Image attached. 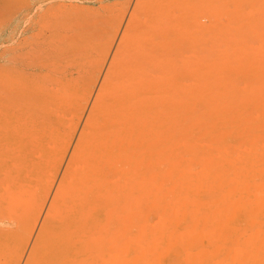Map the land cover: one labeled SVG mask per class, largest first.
Returning <instances> with one entry per match:
<instances>
[{
    "label": "bare ground",
    "instance_id": "6f19581e",
    "mask_svg": "<svg viewBox=\"0 0 264 264\" xmlns=\"http://www.w3.org/2000/svg\"><path fill=\"white\" fill-rule=\"evenodd\" d=\"M53 1L54 0H47V2L49 3L47 8H46L47 12L46 11L42 12V14L45 13L46 15H48V16L51 15L53 17V19L50 17L46 20V23H48V25H51L52 28L54 27V20H55L54 15H53V9H52V5H53L52 2ZM84 1L88 2V0H84ZM89 1H93V0H89ZM121 1H123V0H120V2ZM169 1L170 0H137L136 5H135V13H134V15L132 14L133 17L130 19L129 25L127 26V28H128L126 31V32H128L127 38H126V36H125V38H122L123 40L121 41V44H120L121 45L120 48L122 51L121 58H122V61L124 63L122 65H120V62L122 63L121 60L119 61L120 56L116 57L115 59H113V61L111 63V68H110L111 69L110 71H111V74L113 77H114V74L117 75V77H119V76L124 77L125 73H127V72H135V73L139 72L140 73V71H142V72L144 71L148 74H149V72H151L150 74H152V75L154 74L155 77H152V75H150V83L142 84L140 82L142 78L138 79V76L136 75L137 76L136 79L139 80V81L137 80V82H139V83L132 82V84L134 83L133 85H127L129 83V82L127 83V81L122 83L121 82L122 80L120 79L121 80L119 82L120 85L119 86L115 85L116 86L115 88H113L112 85H111L112 86L111 87L109 84L107 85L104 83L105 87L101 88L102 90L96 99V102H95L96 107H95V110L93 112V113L100 112L102 109H104L103 106L105 107L108 104L110 105V106H108V108H109V107L113 106L115 103H117L116 102L117 100H119V103H117L119 105H117V107L121 106V108H122L123 106L126 107V106L130 105V109H129L130 112L128 111L127 112L128 114L129 113L133 114L132 113L133 110L134 111L137 110L136 108L134 109V107L137 105V108L138 107L142 108V110L149 108L147 110H144V111H146V113H148L152 109L151 110L152 112H150L152 117L151 118L149 117V119H148L147 114L143 115L145 112L143 111L144 113H142L141 109H139L140 112L142 113V115L139 114V112L136 113L137 111L134 112L133 116H135V118H137L136 120H133V119L128 120L130 117L128 118L127 116H125V119H123L124 118L123 114H125V112L123 113L122 110L121 111L117 110V107L114 105L115 109L118 113V114L116 113L117 114L116 116H118V115L122 116V118L119 116L116 117L117 119L118 118L119 119H118V122H115V123H119V126H121V127H119L117 125V127H116L115 123H113V122H114V120H117V119L115 117H113V115H112V117L111 116L108 117V115H111V114L109 111H107L106 107H105L106 112L103 110L105 113L108 112L106 114V117H105V115L103 117L105 120L98 119L99 116L96 117V114H94L95 116L92 115V118L95 117L94 119L91 118L92 120L95 121V119H96L97 122H99V121L100 122L97 124V122L95 121V123H96L95 124L91 120L92 123L88 122V125L86 123L87 126H85V128L83 129V131L80 135V139L77 142L78 144L76 146V151H75L76 153L72 157V164L73 165L71 164V167H69V169L71 168V169H74L75 171L70 169L71 172L69 173V170H68V173L66 176H67V178H69L70 182H69L68 187L66 186V188L64 187L65 182L64 183L62 182L63 188L59 189L62 191L57 193V195H59V197H61V198H59V201H60V199L63 201L64 196L65 197L68 196V198H70V199L71 198L75 199L77 197H80V199L77 200V204H79L78 207L85 204V203H82L81 201L86 202V200H87V202H86L87 205L85 206L86 208L80 209V212L84 211L85 209L88 211V209H90L92 207V205H93L92 203L94 202V200L92 201L91 199H94V198L93 197L91 198V196H89L88 197L89 201H88V199H86V197L88 195L92 194V192L91 193L88 192V190L91 189V188H89L90 185L88 186V184H87V183H89L88 179L90 178V179L94 180V178L96 176H98V175H96V176L92 175L91 176L90 175L91 173L94 174L95 172L96 173H98V172L101 173V171L103 172V170H101V171L100 170L98 171V169L96 170L95 165L96 164L98 165V163H96L97 162L96 160H95L96 162L95 161L92 162L93 159H91V161H90V158H92V156H90V153L95 152L93 149L96 148L97 141H98L97 146H99V142L103 141V140L99 141V140L94 139V135L96 132H99L98 131L99 129H101L100 134L98 133L99 135H101L102 133L105 134V131L111 132V130H113L114 131V133L112 132L113 135L116 134L118 137L120 134L123 133L124 135L122 134V136L125 138L127 129L128 128L131 129L133 126V128L131 130L128 129V131H127V132L131 133V131L134 129V127L137 126L134 129L135 132H133V135H132V136H135L134 137L135 140H133V142L136 141V143L131 145L130 147L135 148L136 152L138 151L137 156L140 155L139 158L143 159L142 158L143 155L146 154V153H144L145 149L143 146L144 145L143 144V137L145 135V132L147 130L153 131V132L150 131L151 135L154 134V136L152 137L154 140L151 142L152 144L157 142L158 138H159V140L161 138L160 134H159L160 132H158L155 129H152L154 127L152 126L151 121H152V123L155 122L154 124H156V126L158 125V123L161 124L164 122V124H163L164 127H167L166 126L168 124L167 122H169V120L171 119L173 121L172 123L174 124L172 126L176 127V132L173 134L172 133H170V134H172V135L175 134V139L178 142H177V145H174V146H175V150H177L179 152V155L173 159V156H171L172 153L170 154V152H173V149L169 150V149H171V148H169L171 146H169V147L167 146V145H170V143H168V141L166 139L167 137L165 138L166 139L165 141L163 140L164 141L163 143L160 142V145H157L158 147L157 146L155 148L152 147L153 150L151 152L153 154L155 152V154L157 156L152 157L153 155L152 156L150 155V158H148L149 160L146 162L148 169H149L148 173H146L145 175L143 174L144 176H141V177H143L142 180L140 179L142 181V183H141L142 189L141 190H146V193L144 195H142V197L140 199H138V201L136 202L137 208H139L140 204H142V203L147 204V202H149V201H153V200L157 201L159 203L158 204L159 207L162 208V212L160 211L161 214L160 215L158 214L159 217H156L159 220H155L154 222H156V223H153L150 221V223H153V224H148V223L142 224L143 222L141 219H143V217L145 215L142 210L137 209L134 212H127L128 214L125 212L126 210L125 211H123V210L119 211V217H120V218H118L119 219V229H118L119 230V232H118L119 233V235H118L119 236V247L117 250H115L116 251L115 253H117V256H116V254H114V255L112 254L113 256H107L109 254L111 255L110 251L106 249V248H108L107 242H106L107 239H105L104 237L101 236L102 239L103 238L105 239V241H104V239L102 241H104L105 246H106V248L102 249V250L107 251L106 257L103 258V259H105L103 261L104 263L103 262L102 263L103 264H264V165L261 168L258 167V169H250L249 168V166L252 163H255V164H256V162L264 163V146L259 145L260 148L263 147V150H259V152L261 151L260 153H257V151H256V153H257V154L255 153L256 155H251V156L248 155L249 150H256L254 148V146H256L259 143V140H258V143L255 144L253 136H254L255 132H257V128H254L255 126L254 127L250 126L254 122L256 123L257 121L252 122V124H250L249 126L247 124V122L251 123L250 120L252 121V118L259 117V116H261V118H262V115H264V102L260 103V101L257 100L260 98V96H259V98L257 96V99L255 97V95H256L255 93L258 91V89L263 90V88H261V87L264 86V53L262 55H259L257 53V51L254 52V48H253L254 46L252 47L249 43L243 44V43H246L245 42L246 39H250L251 37H256L257 38L256 40L258 41V45H260V47L264 48V0H175L174 4H175V6H178V8L180 7L179 11L172 13L171 10L170 11L168 10V8H166L163 11L160 10V8H159L160 6L161 7L164 5L170 6L169 4H171V2L169 4H167ZM41 2H42V0H41ZM64 2H66V1H64ZM124 2H125V0H124ZM70 4H72V2H70ZM86 4H88V3H86ZM121 4H122V2H121ZM90 5H84L83 4V6H81V5L80 6L83 9L84 7H88V6L90 7ZM124 6H125V3H124ZM73 7H75V6L73 5ZM60 8H63V7H60ZM40 9H42V8H40ZM78 10H80V9H78ZM78 10H73V11H75V14L69 13L70 14L69 16L65 15L64 19H67L70 21V18H73V20H71L70 24L71 23L73 24V22L74 23L77 22L78 24L81 25L82 19H80V18H82L81 17L82 13ZM70 11H71V9H69V11H67V12H70ZM119 11H116L113 14V16L111 17V19H110L111 25L110 26H114L119 21L120 17H122V13H119ZM96 12L97 11H95L93 13H96ZM56 13H57V11H56ZM87 13L88 12H86V14ZM38 14H40V13H38ZM60 15H62V12ZM60 15H58V16H60ZM43 16H44V14H43ZM201 16H202V18H201ZM35 18L37 19L38 15ZM56 18H57V16H56ZM106 19H102V20H106ZM190 19L192 21L188 22ZM199 19H200V21H199ZM89 21L91 23H93V22H95V19L93 21H91V20H89ZM197 21H199V22H197ZM77 23L75 25H77ZM184 23H185V25L186 24L190 25L192 23V24H194V27L196 24L197 28L195 27L191 31L182 32L183 29L185 31V29L187 30L189 28V26H188V28H186V27L183 28V26H185V25H183ZM72 24H71V26H72ZM75 25H73V26H75ZM82 25H86V24L83 23ZM201 26L208 28L206 33L202 32L201 30L198 31V29H200ZM240 26H245L246 29L241 28L242 30H240L239 29ZM113 28H111V30ZM50 29H51V27H50ZM192 31H194L195 33L193 32L194 34H190V33H192ZM203 31H206V30H203ZM108 32H110V31H108ZM109 34H111V33H109ZM109 34L107 37L111 36ZM124 34H126V33H124ZM183 34H185V35H183ZM36 36H39V35H36ZM184 36L186 37V39H183L185 41H183L182 43H179L178 41L181 39V37L184 38ZM123 37H124V35H123ZM63 39L59 38V40H61V41ZM26 41H27V39H26ZM176 42H178L179 44ZM34 43H35V48L31 52L36 51L35 49H39V48H42L43 46L46 47L49 45L47 43V41L45 42L41 38L40 39L36 38V41ZM174 43H176V45L178 44V46H177L178 48H180V47L183 48L184 46L191 47V49L186 48V49H189V51L188 50L187 51L188 52L193 51V53H197V55L200 53L203 54L201 51H205V52H207V54H206L207 56L205 54L204 55L200 54L198 56L193 55V57H189L190 55H192V53L189 54L185 49V52L189 54V56H188L189 59L188 58L184 59V57H183L182 62L184 64H182V66H181V63H182L181 62L182 58H180L181 55L179 56V58H180L179 59L178 57H174L172 54V51H171L172 49L175 48V47L172 48ZM29 46L31 47L30 44H29ZM53 46H54V44H53ZM76 46H80V45L78 44ZM85 46H86V44H85ZM52 48H54V47H52V45H51L50 49H52ZM56 48H58V47H56ZM75 48H76L75 50H77V47H75ZM182 48H180V49L184 52V49H182ZM26 49H28V47ZM84 49H86V48H84ZM56 50L61 51L59 48ZM71 50H73V49H71ZM26 51L28 54H26L25 52L24 53L27 56H29L30 51L29 50H26ZM82 51H84V50H82ZM151 51H155V52L151 53L149 56V53ZM233 51H235V53L237 52V54L235 57L232 56L233 58H230L229 55H232ZM183 52H182V54H183ZM185 52H184V54L186 55ZM160 53H165V56L167 58L166 61H168V62H166L167 64H165V65L161 64L160 59L162 57L159 56ZM255 53H257V54H255ZM22 54H23V52L21 53V55ZM25 54L23 56H25ZM50 54H51V52H50ZM54 54H56V53H54ZM73 54L76 55L77 53L74 52ZM29 57H31V56H29ZM98 57H99V59H101L100 56H97L96 58H98ZM96 58H93V59L95 60ZM176 58L179 59V60L177 59L178 62L180 61L179 63H177L176 60H175L176 62L173 60ZM93 59H91V63L94 61ZM103 59H104V57H103ZM190 59H192V60H190ZM229 59H231L230 62L234 66L232 69L233 79L231 80L229 78L230 80H228V82H225V83L223 82V83H221L220 86L218 84L219 87L214 86L213 83H211L210 81L212 80V78L215 75V65H220L221 68L223 69V72H224V68H227V65H230V64H228ZM187 60L191 61V62L188 61V65L186 64L187 62H185ZM102 61L98 60V59L95 60V63H92L91 65L88 66V67H90L89 70H87V68L73 67V66L66 68L65 69L66 71H64V73H62L61 78H56L55 82H53V83L50 81L52 83V85L51 84L49 85L50 91L47 89L48 90V92H47V90L43 88L44 90H46L45 92H47L44 94L43 98H45L47 96V98H45V99L49 102L46 103V101H43L42 100L43 98H41L42 102L39 101V105L38 106L36 105L35 108L33 107L34 109H36V108L39 109L38 107H40V105H41L40 103H42L41 109H39V110H41V115L36 116L32 125H29L26 127L21 126L23 129L21 128L22 130L20 129L21 131H19L18 133H17L18 130L10 133V132L6 131V129H4L2 132H0V137H2V138H7L8 135H14L18 139V142H17L18 144L16 143L17 145H14L13 147L10 146L11 148L9 146H8L9 148L4 147L5 149L2 147L3 149H2V151H0V160H2V161H0V162L7 160L11 155H14V154H16L19 157H22V159H25L26 161L29 160L27 162V164H25V165H24V162H22L20 165H14V167H15L14 169H16L17 166H19L18 168L21 170L18 169L12 173H9L8 172L9 170H7V171L5 170V172H3L2 175H0V182L1 181L3 182V184L0 183V185L4 186L3 187L4 191H2V192H4V196H3L4 199L0 200V214H2V216L0 215V217H3L4 219H7V218L10 219L9 218V214H10L11 215L10 217L15 215L14 220H18V218H16V217H20L21 214L23 213V211L25 210V208H22L21 206L26 204L25 202L23 203V200L25 198H27L29 195V191L26 188L27 186L23 188L24 183L26 185L29 183V182L27 183V181H26L27 179H25V176H27V174H29L28 171H26V168L30 167V170H31V167L34 166L36 163H38L39 159L43 158L42 156H43L47 146H51L49 144H52L53 138L55 137V135H57V134H54V133H56V131L52 129L53 125L50 127L49 122L47 120V119H50L52 117V111H51V109L53 107L52 102L54 104V101H53L54 97L58 96L55 93L57 91L56 87L62 85L63 80L68 79V80L72 81V78L75 76H78L79 74L81 76H84L85 80L86 79L88 80V82L86 80L88 85H87V83H85V85L83 84L85 86L83 88V92H82L83 95L80 96V94H81L80 93L79 98H77L78 99L77 102L75 101V103H77L76 112H78L79 109L84 108V106H82V105H84V102H86L84 100H86L88 98V94L91 90V86L95 82V79L97 77V73L99 71L98 70L99 64ZM202 61L205 62V65H207L206 68L199 66L200 64H203V63H201ZM173 63H175V64H173ZM169 64H170V66H168ZM177 64H179V66H177V68L174 67ZM185 65H187V66H185ZM55 66H56V64H55ZM183 66L186 68V70H185V68L183 69ZM231 66H228V67L231 68ZM165 67H167V68H166V70L164 69V71H166V73L168 72V74H167L168 76H171L172 73L174 74L175 71L173 72V69H175V70L177 69V71H178L182 67L183 71L181 73H179L180 71L178 73L176 71L177 74L172 75L170 78L168 76L167 77L165 76L166 77L165 78L164 76H162L164 72L161 71ZM52 68H53V66H52ZM31 69H32L30 71L31 75L29 74L28 76H24L23 78H24V81L27 80L26 82H28L29 76H30L32 79H34V81L32 80L34 83L35 77L38 78V76L41 74L42 65L41 66L37 65L36 68L33 66V68H31ZM50 70H52V69H50ZM167 70H169V71H167ZM161 72H163V73H161ZM26 73H28V72H26ZM135 73H134V75H135ZM139 73H138V75L141 74V73L140 74ZM166 73H165V75H166ZM131 75L133 76V74H131ZM176 75H180V76H179V78H177V80H174L173 78ZM81 76H79V77H81ZM110 78L108 80H111ZM147 78H149V76H147ZM113 79L114 78H112V80ZM124 79H126V78L124 77ZM124 79H123V81H124ZM166 79H168V81L165 83ZM114 80H118V79H114ZM131 81H133V80H130V82ZM163 81H164V83H163ZM26 82H25V85H26ZM167 83L169 86L168 87L166 86V88H168L169 91H170V89H172L174 94H173V96L171 95L172 97L169 96V98L167 100H165L164 95L165 94L170 95V94H169V92H165L163 94L161 91H163L162 90L163 85L164 84L166 85ZM206 83H208V86H207V88L205 87L206 88V89H204L205 91L202 92L201 88H204V85ZM104 85H102V86H104ZM123 85H127V86H123ZM33 86H34V84H33ZM55 89H56V91H55ZM68 89H70V88H68ZM71 90H72V88H71ZM262 90H261V92H262ZM39 92L42 96V89H40ZM257 93H258V95H261V94H259V92H257ZM3 96H4V94H3ZM60 98H62V97H59V99ZM129 99H131V100L129 101ZM207 99H209V100H207ZM260 99L264 100V98L263 99L260 98ZM66 102H68V101H66ZM111 102L112 103L115 102V103L113 105H111L112 104ZM147 103L149 104V106H147L148 105ZM78 104H79V108H78ZM143 106L145 108H143ZM150 106H151V109H150ZM131 107H133V110L131 109ZM210 108H214L216 110L221 109L222 112L219 115L213 116L211 118H209L207 116V119L205 117L203 118L202 116L200 117L201 113H203V112L206 113L205 111H207ZM119 109H120V107H119ZM163 109H164V111H163ZM53 111H54V109H53ZM154 112L158 113V114H160V112H162L164 114L165 113L168 114L170 112H173V113H171V115H169V114L166 115L167 117L165 115H163L162 116L164 119V121H163L161 116L160 117L158 116V118H160V120H158V118L154 115L155 114ZM77 114L75 113V116ZM101 114H102V112H101ZM190 115L195 116L196 122L202 121L203 123L202 124L196 123L197 125H200V126H198V127L194 126L196 128H191V130H189V128H188L189 126L187 127V124H190L191 120L193 119V117H192L190 122L187 123V120L189 118L188 116H190ZM49 116H50V118H49ZM101 116H100V118H102ZM114 116H115V114H114ZM139 116H141V119H139ZM143 116L145 118L147 117L146 119L149 120L150 125H149V123H143L142 122L144 119ZM169 116H171L172 118ZM110 117L112 118L111 120H110ZM126 117L128 119H126ZM168 117H169V119H168ZM201 118H202V120H201ZM261 118L258 119V121L259 120L264 121V119H261ZM138 120H140L141 122ZM49 121H51V120H49ZM124 121H126L128 123L130 122L133 125L132 124L128 125L127 123L125 124ZM133 121H135V122H133ZM67 123H70V122H67ZM111 123L115 126L114 129L111 126L112 129L107 130V129H109V126L112 125ZM134 123H135V126H134ZM244 123L247 124V128H246V126H244L245 130L243 131V128H244L243 127L242 131L239 132V134L237 135V137L235 139L237 141L235 142L234 150H231L229 147L225 148L226 145L221 146V144L224 143L225 140H228L230 137L233 136V130L235 128L238 129L237 126H239V125H240L239 129H240ZM55 125H56V123H55ZM144 125L145 126L148 125V127L144 128ZM2 126L3 125H1V127ZM158 127L160 130L162 129V131L164 129H166V128L163 129V127L160 125H158ZM248 127H250V128H248ZM119 128H122L125 131H123V132L121 131L122 133H120L118 135V129ZM258 128H260L259 129L260 132H262L264 134V122L262 124L260 123ZM2 129L3 128H1V130ZM70 132L72 133V131H70ZM70 132L68 134H65L64 137L62 136L63 138H61V141H60L61 143L57 144V145L62 144L63 147L65 146V148H66L68 146L69 137L72 135V134H70ZM148 133L149 132H146V135H145L146 139L148 137ZM157 134L159 136H157ZM162 135L163 134H161V136ZM166 135H167V133H166ZM129 136H131V134L127 133V136L125 139H127L126 140L127 142H129V141L132 142L131 139H133V137H129ZM59 137H61V136H59ZM92 137H93V143L91 145V142H92L91 138ZM103 138H105V137H103ZM124 138L119 140L120 141L119 147L117 148L116 151L112 149L113 151L111 150L112 152L108 154V152H106L107 150H105V153L108 154L107 156H103V159L105 160L104 162L106 163V166L111 161L115 160V158L118 159L119 148L124 147V143H125ZM128 138H129V140H128ZM95 142H96V144H95ZM172 142H173V139H172ZM166 143H167V145H166ZM62 145H61L62 149L60 148L61 150L64 149L62 147ZM100 146H102V148H104L103 144H100ZM31 147H32V151L29 150ZM116 147H115V149H116ZM233 147H231V148H233ZM102 148H99V150ZM147 148L148 147H146V150H148ZM242 148H244L243 151L246 152L245 155L243 154V152H241ZM245 148L248 151H246ZM24 149H25V151L27 150V153H28L27 156H25L26 153L23 152ZM143 150H144V152H142ZM35 151H37V152H35ZM124 151H126V150H124ZM148 151L150 152V150H148ZM157 151H158V153H157ZM34 152L36 153V155ZM102 152H104V150H102ZM102 152H100V154H102ZM149 152H147V153H149ZM178 152H176L174 154H177ZM142 153H144V154L142 155ZM250 153H252V152H250ZM96 154H97V152H96ZM120 155H122V154L120 153ZM135 155L133 157H135ZM199 155H201V158L199 157ZM197 156L199 157V159L195 161V165H193L194 168L192 170H186L184 168V165L187 166L186 165L187 163L185 161L193 160ZM60 158H61V156H60ZM100 158H102V157H100ZM73 159H74V161L77 159L78 160L79 159L80 160L85 159L84 160L85 163L81 162L82 165L84 164L85 167L87 166L86 168L84 166L81 167V168H85L84 172L80 173V171H78V169H77V166H76L78 164L77 162H80V161L77 160V162H74ZM238 160L240 161V163L235 164ZM144 161L142 163H144ZM86 162H87V164H90V165L89 166L86 165ZM101 162L103 163V161H101ZM94 163H95V165H94ZM100 163H99V166H100ZM142 163H141V161H138V167H141L140 165H142ZM74 164H75V166H74ZM78 165H81V164L79 163ZM259 165H261V164H259ZM72 166H73V168H72ZM9 167H7V168L9 169ZM74 167H76V168H74ZM176 167H179V168L175 169V171H171L172 169H174ZM191 167H192V165H191ZM97 168H98V166H97ZM133 168H135V167H133ZM109 169H111V168H109ZM80 170H82V169H80ZM107 170H105V171L107 172ZM73 171L74 172L78 171V174H75ZM86 171L90 174L88 175V173ZM92 171H94V172H92ZM228 172L233 173V179L231 182L232 183L236 182L238 184L235 189L231 188V186H230L231 183L228 185L225 181H223L225 174H227ZM85 173H87V175H85ZM69 175H71L72 177H74V175L78 176L76 178L78 180H76L75 178H73V180H72ZM104 175H105V173H104ZM79 177L81 178V180H79L80 179ZM101 178L102 177H100V178L97 177V180H94V181H98V182L100 181L99 182L100 186L102 185V187H104L102 184L103 182H101L102 181ZM103 178H107V177H103ZM28 179H29V177H28ZM64 179L66 180V177ZM86 179H87V183H84V182H86ZM129 179H131V176H130V178L126 179L127 182L129 181ZM92 180H90V182ZM132 180H133V178H132ZM127 182H125V183H127ZM130 182H131V180H130ZM130 182H128V183H130ZM72 183H74L73 187H72V185H73ZM77 183L79 184L80 188L76 187V185H78ZM119 183L121 184V182H119ZM83 184H84V189L82 188V190H80L81 186ZM91 184H93V182H91ZM105 184L107 185L106 182H105ZM139 184H140V182H139ZM127 186H130V185H127ZM139 186H137V187H139ZM59 188H61V185L59 186ZM177 188L182 190L181 194L178 196L176 195V198H175L176 203H173L176 205L175 209L174 210L170 209L171 212L168 209L169 210V212H168V210L164 208L165 200H167V198H168L166 196V193L168 195V192H170L172 189L177 190ZM63 189L65 192L63 191ZM104 189L108 190V188L106 189V187ZM104 189H101L102 191H101L100 195H102V196L107 195V194H105L106 191ZM94 190L95 189H93V191ZM79 191L82 192L81 193L82 197L79 195L80 194ZM124 191H127V190H124ZM43 193H45V192H43ZM86 193H87V196L85 195ZM141 193H143V191ZM21 195L24 196L25 198L22 197L23 198V199L21 198L22 201L20 200L18 202L17 200H19V199H17V197L19 196L18 198H20ZM69 195H71V196H69ZM96 195L98 196V194H96ZM110 195H111V193H109L108 196H110ZM15 197H16V199H15ZM231 197L236 199V201H235L236 203H235L234 208L239 210V212H238L239 214H237L236 216H233V217H230L227 214H225L226 211H224V209H222L220 207L222 202H224L228 198L230 199ZM107 198L108 197H106V199ZM14 199L16 200V202H14ZM28 199H30V198H28ZM41 199H42V197H41ZM70 199H67V200H70ZM95 199H96V197H95ZM25 200L27 201V199H25ZM32 200H33V198H32ZM100 200H103V198L101 197ZM90 201H92L91 206L87 207L88 205H90L88 203ZM103 201H105V202H101V203H103L104 205L108 204L107 203L108 199L103 200ZM110 201L112 202V200H110ZM12 202L14 203V205H15V203L17 205H18V203H20V205L22 203L23 204L21 206L16 205L14 207L15 208L14 209ZM29 202H31V201H29ZM40 202H43V200L40 201L38 199L34 203V205L32 206L33 208L31 207V209H30L31 212L28 211L29 215L26 217L27 218L26 222L24 220V222L26 224L25 229L28 232H30L32 230L33 224L35 222L34 221L35 217H37V213H38V211H40L39 207H40V205H42ZM71 202H72V199H71ZM58 203H57V205H58ZM72 203L74 205L76 203V201H74ZM105 203H107V204H105ZM136 203H135V205H136ZM62 204L64 207L62 208V206L60 205L59 206L60 209L58 207L57 213H56V207H54L55 209L52 208L54 211H52V209H51V213H52L51 215H53L54 213H56V215L54 214L52 217H50L48 219V221H46L48 226L45 223V227H43L44 231H46L45 229L49 227L50 230H47V232L50 231V234H49V236H45V234H47V232L44 233V235L39 234L40 237L38 236L39 238H37V242H36L37 244L36 245L39 246L40 252L38 250H34L35 253L34 252L32 253L31 259L33 258L34 254H35L37 256L36 257L37 260L34 257L33 260L30 262V264L31 263L32 264H42V263L45 264V259L47 260L48 257L50 258L52 256L51 255L52 253L50 251H52V252L56 251L57 252L56 255H53V256L57 257V259H56L57 264H74V263L79 264L80 260H82V263L85 264L84 262L88 261V258H90V260L88 261L89 263L88 262L87 263L90 264V262H91L92 264H94L93 260L91 261V257L94 254V252L92 254L89 253L88 252L89 248H87L89 246L90 247L93 246V245H90L91 243H89V245L87 247L85 246L86 247L85 250H84L83 246L82 247L80 246V248H77V249L71 248L72 250L70 249V247L68 249V247L63 246L65 244V243L63 244V240H65V239H63L61 236L64 233V229H66L65 231L70 229L72 232V229H71L72 227H70L69 225H68L69 226L68 227L67 224L64 223L66 221V217H63V216H65L66 210L68 208H70L71 206L69 207L64 202ZM65 205L68 207H65ZM100 205L101 204H99V206ZM52 206H56V203L55 204L53 203ZM19 207H20V211L22 213H20ZM105 207L107 208L108 206H105ZM159 207H157V208H159ZM166 207H167V205H166ZM21 208H22V210H21ZM61 208L63 211L61 210ZM71 208H74V207H71ZM70 210H72V209H70ZM74 210H75L74 212H76V210L78 211L77 215L82 214L79 212L78 208H76ZM104 210H105L104 212L108 211V209H107V211H106V209H104ZM151 210H152V208H151ZM11 211H12V213H10ZM127 211H128V209H127ZM130 211H131V209H130ZM155 211H156V209H155ZM72 212H73V210H72ZM124 212L126 213V216H128V220L129 219L132 220L131 221L132 222L131 227H129L128 220L125 221L122 218L123 214H125ZM67 213H69V212H67ZM149 214L151 215V213H149ZM155 215H156V213H155ZM73 216L75 217L76 214ZM62 217L65 218L63 220L64 222H62V219H61ZM78 217L79 216H77V218ZM4 219H0V221H1L0 223L3 225L2 226L0 224V240L10 241L8 239H11V237L15 233V231L13 230L14 228L10 229L7 227L8 225L13 226L12 222H10L11 224H9V223H7L9 221L8 220L4 223V222H2V220H4ZM23 219H25V218H23ZM23 219H20V220H23ZM73 219H75V222H76V218H73ZM150 219H152V217ZM6 223L8 224L7 226H6ZM14 223H17V222H14ZM60 223L61 224L63 223L66 226L64 227V225L62 224L63 225L62 226ZM69 223H71V221L68 222V224ZM74 224H76V223H74ZM16 225L19 226V224H16ZM16 225H15V228L18 227ZM71 226H74V225H72V223H71ZM60 227L63 230H61ZM19 229H20V227L18 228V230ZM25 229H23V230L25 231ZM56 229L57 230L60 229L61 233H59V231H57ZM128 229H130L131 231L135 230L134 234L133 233L131 234V236L133 238L131 237L132 238L131 240L126 241V242L124 241V243H122L123 242L122 240L126 237L125 235H126V232ZM20 230H21V232H23L25 234V232L22 229H20ZM42 232H40V233H42ZM93 233H94V231L92 230V235L94 236L95 233L94 234ZM104 234L106 237L109 238V236H107L105 232H104ZM53 235L56 236L55 237L56 240L54 239ZM77 235H79V233H77ZM90 235H91V233L89 235L86 234L85 236L86 237L88 236L90 239L91 238ZM25 238H26V235H25ZM75 238H73V239H75ZM83 238H84V236H83ZM93 238H91V239H93ZM59 239L62 241H60ZM24 240H21V242H20L21 245L24 243L23 242ZM7 241L5 244H7ZM55 241L57 244L54 243ZM102 241L100 240L101 246H102V244H101ZM25 242H26V240H25ZM64 242H66V241H64ZM58 243L59 244L61 243L62 245L56 246V245H58ZM5 244H2L3 248L5 247ZM207 244L212 245V247H210V246L208 247ZM261 244L263 245V247L261 246ZM140 245H141V247H143L141 250L143 252H146V253L144 256H142V257L139 256V257L135 258V260H134L132 258V255H134V254H131V253L135 252L136 256H137V253L140 250L139 249ZM51 246H53V247H51ZM132 246L134 247L133 252H130L131 251L130 247H132ZM259 246H261L262 248L258 249ZM3 248L1 249L2 252L0 251L1 257H2V254H4L3 251H5V250H3ZM66 248H67V250H66ZM86 249H88L87 250L88 253H85ZM94 249L99 250V248L96 246ZM93 250H91V251H93ZM112 250H113V248H112ZM94 251H96V250H94ZM83 252L85 253L86 257H87V255H90V257L88 256V258H82V259L79 258L80 259L79 262H78V259H76L77 261H75L76 255L81 256V254ZM41 253H43V254H41ZM78 253H79V255H78ZM95 253H97V252H95ZM101 254H104V253H100V256H101ZM93 256H96V255L94 254ZM115 256H116V259H114V258L110 259L109 258V257H115ZM40 257H43L42 259L44 260V262H42V259H40ZM92 258H96V257H92ZM34 259H35V262H33ZM97 259H94L96 264L98 262L101 263V261L103 260L101 258L102 260L99 259L100 261L99 260L97 261ZM84 260H86V261H84ZM52 264H53V262H52Z\"/></svg>",
    "mask_w": 264,
    "mask_h": 264
},
{
    "label": "rangeland",
    "instance_id": "374dc122",
    "mask_svg": "<svg viewBox=\"0 0 264 264\" xmlns=\"http://www.w3.org/2000/svg\"><path fill=\"white\" fill-rule=\"evenodd\" d=\"M45 0H42V2H41V0H0V132H2L4 129H6V131H8V132H10V133H12L13 131H17V133L19 132V131H21L23 128L22 127H26V126H29V125H32V123L34 122V120H35V118H36V116L37 115H41V110H39V109H41V106H42V103H40L41 105H40V107H38L39 109H34L35 108V106L37 105H39V101L40 102H42V100L43 101H46V103H48L49 101H47L45 98H47V96L45 97V98H43V96H44V94L45 93H47L48 92V90H49V85L51 84L52 85V83L53 82H55V80H56V78H61V75H62V73H64V71H66L65 69L66 68H68V67H82V68H87V70H89L90 69V67H88L89 65H91L92 63H95V60H103L102 62H100V64H99V71H98V73H97V77H96V79H95V82L93 83V85L91 86V90H90V92H89V94H88V98L86 99V100H84V101H86V102H84V105H82V106H84V108H82V109H79L78 110V112H76V108H77V103H75V101L77 102V98H79V94H80V96L81 95H83L82 94V92H83V88L85 87L84 85H85V83H87L88 82V80H87V82H86V80L84 79V76H81L80 74L78 75V76H75V77H73L72 78V81L71 80H68V79H65V80H63L62 81V85H60V86H58V87H56V89H57V91H56V89H55V93H56V95H58L57 97H54V104H53V102H52V109H51V111H52V117L50 118V116H49V118L50 119H47L48 120V122H49V126L51 127L52 125V129L53 130H55L56 131V133H54V134H57V135H55V139L53 138V140H52V144H49V145H51V146H47V148H46V150H45V152H44V154H43V158L42 159H39V162L38 163H36L34 166H32L31 167V170H30V167H27L26 168V171H28V173L29 174H27V176H25V179H27L26 181H27V183L29 184H25L24 183V185H23V188L24 187H26L27 188V190L29 191V195H28V197L27 198H25L24 196H22L21 195V197L20 198H18L17 197V199H19V200H17L18 202L21 200V198L22 197H24L25 199H27V201L25 200H23V203L25 202L26 204H24L23 206H21L20 205V203H18V205L15 203V205H14V203L12 202V205H13V208L17 205V206H21L22 208H25V210L23 211V213L20 211V207H19V211H20V213H22L21 214V216L20 217H16V218H18V220H14V218H15V215L14 216H12V217H10L11 215L9 214V218L10 219H8L7 217V219H4L3 217H0V219H4V220H2V222H6V221H8L7 223H9V224H11L10 222H12V225L13 226H9L7 223H6V226L8 227V228H10V229H13L14 231H15V233L12 235V237H11V239H8V240H10V241H7V244H5L6 243V241H2V240H0V248L3 246L2 244H5V247L3 248V250H5V251H3L4 252V254H2V257L0 256V264H30V262L33 260V258L35 257V259H36V255L34 254V256H33V258L31 259V255H32V253L34 252L35 253V251L34 250H38L39 251V246L38 245H36L37 243V238H39L40 236H39V234H41V235H44V233H46L47 232V230H50V228L48 227V228H46L45 230L46 231H44L43 230V227H45V223H46V221H48V219L50 218V217H52L54 214L56 215V213H57V209H58V207L61 205L62 206V208L64 207L63 206V202L64 203H66L69 207L71 206V207H74V208H68L69 210L70 209H72L73 210V212H72V210H66V213H65V216H63V217H66V221L64 222L63 220L65 219V218H61L62 219V222H64V223H66L67 224V226L69 225L70 227H72L71 229H72V232H71V230L69 229V230H67V231H65L66 229H64V233H63V235L61 236L63 239H65V240H63V246L64 247H68V249H69V247H70V249L72 248V249H77V248H80V246L82 247H84V250H85V248L89 245V243H91L90 245H93V246H89V247H87V248H89V250L88 249H86V252L85 253H93L94 252V254L96 255V256H93L92 255V257H96V258H92L91 257V261L93 260V262H94V264H96V262H95V260L94 259H97V261L99 260V259H103V258H105L106 257V255H107V251L105 250V251H103L102 249H105L106 248V246H105V243H104V241H105V239H109L108 241L106 240V242H107V247L108 248H106L107 250H109L110 251V253H111V255L109 254V255H107V256H113L114 254H116V256H117V253H115L116 251L115 250H117L118 249V247H119V219L118 218H120L119 217V211H125L126 213L127 212H134L135 210H142L143 212H144V217H143V219H141L142 220V224H144V223H148V224H153V223H156V222H154L155 220H159V219H157L156 217H159L158 216V214L160 215L161 214V212H162V208H160L159 207V203L157 202V201H149V202H147V204L146 203H142V204H140V206H139V208H137V201H138V199H140L141 197H142V195H144L145 193H146V190H141L142 188H141V183H142V178L143 177H141V176H144L146 173H148V166H147V164H146V162L149 160L148 158H150V155L152 156V157H154V156H157L156 154H155V152H154V154L151 152L152 150H153V148L152 147H156L157 145H160V142L161 143H163L166 139H167V141H168V143H170V145H167V143H166V145L169 147V146H171V147H169V148H171V149H169V150H172L173 149V152H170V154H171V156H173V159L174 158H176L178 155H179V152L177 151V150H175V146L174 145H177V140L175 139V134L174 135H172L173 133H175L176 132V127H174V126H172V125H174L172 122V120L170 119L169 120V122H167L168 124L166 125L167 127H164V122L163 123H158V125H160V126H162L163 127V129L164 128H166V129H164L163 131H162V129L160 130L159 129V127H158V125L156 126V124H154V123H152V121H151V124H152V126L154 127V128H152V129H155V130H157L158 132H160L159 134H160V140H159V138H158V141L157 142H153L154 144H152L151 142L152 141H154L153 140V136H154V134L153 135H151V133H150V131L151 132H153L152 130H147L146 132H149L148 133V137H147V139L145 138V135H146V132H145V135H144V137H143V146H144V149H145V152H144V150L142 151V152H144V153H146L145 155H143L144 153H142V155H143V159H141V158H139L140 157V155L139 156H137L138 155V151L136 152V150H135V148H133V147H130L131 145H133V144H135L136 143V141H134L133 142V140H135L134 139V137L135 136H132L133 135V132H135V128L137 127H134V131L132 130L131 131V133L130 132H127L128 131V129H127V131H126V136H127V133L128 134H131V136H129V137H133V139H131L132 140V142L131 141H129V142H127L126 140L127 139H125L126 138V136H125V138L122 136V132L123 131H125V130H123L122 128H119L118 129V135L120 134V133H122V134H120L118 137H117V135L115 134V135H113V133H114V131L113 130H111V132H106L105 131V134L104 133H102L101 135H99L100 134V130L101 129H99L98 131L99 132H96L95 133V135H94V139L95 140H99V141H101V140H103V141H101V142H99V146H97V144H98V141H97V144H96V142H95V144H96V148H94L93 150L95 151V152H93V153H90V156H92V158H90V161H91V159H93L92 160V162H94L95 160L97 161H95L96 163H98V165L96 164L95 165V163H94V165L96 166V170L98 169V171L100 170H103V172L101 171V173L100 172H98V173H94V174H90V173H88L87 171V173H88V175L90 174L91 176L92 175H98V176H96L95 178H94V180H97V177L98 178H100V177H102L101 179H102V181L101 182H103L102 184H103V186L104 187H102V185L100 186V181L98 182V181H94V180H92V179H88V182L89 183H87V179H86V182H84V183H87L88 184V186H89V188H91L90 190H88V192L89 193H91L92 192V194L91 195H88L87 196V193L85 194L87 197H86V199H88V197L89 196H91V198L93 197L94 199H91L92 201L94 200V202L92 203V201H90V202H88L90 205H88L87 207H89V206H91V203L93 204L92 205V207L90 208V209H88V211L85 209L84 211H82V212H80V209H82V208H86L85 206L87 205V200H86V202H84V201H81L82 203H85V204H83L82 206H79L78 207V205L79 204H77V200H79L80 199V197H77V198H75V199H73V198H71L72 199V202H74V201H76V203L73 205V203L71 202V199L70 198H68V196L67 197H65L64 195V200L62 201L61 199H60V201H59V198H61V197H59V195H57V193H59L60 191H62V190H59V189H62L63 187V183L65 184V188H66V186L68 187V185H69V178H67V173H68V170H69V173L71 172V170H74V169H69V167H71V164H72V157L75 155V151H76V146H77V142L79 141V139H80V135H81V133H82V131H83V129L85 128V126H87L88 125V122H91L92 123V121H93V123H95V121H96V119H95V121L94 120H92V119H94V118H92V115L93 116H95L94 114H96V117H98V119H100V120H105L103 117H104V115H105V117H106V114L108 113H105L106 112V108H107V111H109L110 112V114L111 115H108V117L109 116H111L112 117V115H113V117H121L122 118V116H120V115H118V116H116L118 113H117V111H116V109H115V106L117 107V105H119V104H117V103H119V100H117L116 102L117 103H115V102H111L110 104L111 105H113L114 103V107L113 106H111V107H109L108 108V106H110L109 104L107 105V106H103V108L104 109H102L100 112H97V113H93L94 112V110H95V107H96V99H97V97H98V95H99V93L101 92V88L103 87H105V85H104V83L105 84H109L110 86L112 85L113 86V88H115L116 86H119L120 85V81L123 83V82H126L127 81V85H133L132 84V82H137V80L140 78H142L141 79V83L142 84H145V83H150V75H152V74H150L151 72H149V74L148 73H146V72H142V71H140V73L139 72H137V73H135V72H127V73H125V78L126 79H124V77H117V75H115L114 74V77L112 76V74H111V63H112V61H113V59H115L116 57H119V61L121 60L122 61V58H121V55H122V51H121V41L123 40L122 38H125V36H126V38H127V33L128 32H126L127 31V26L129 25V21H130V19L133 17V15H134V13H135V5H136V2H137V0H125V2H124V0L123 1H121L122 2V4H121V2H120V0H93V1H89L88 0V2L87 1H84V0H54L53 2H52V9H53V15H54V27L52 28V26L51 25H48V23H46V20L48 19V18H52L53 19V17L50 15V16H48V15H46L45 13H43L44 14V16H43V14H42V12H44V11H46L47 12V10H46V8H47V6H48V2H47V0L44 2ZM64 1H66V2H64ZM109 1V2H108ZM70 2H72V4H70ZM76 2V3H75ZM125 3V6H124V3ZM171 2V4H169ZM174 2H175V0H170L167 4H169L170 6H168V5H164V6H160L159 8H160V10H165L166 8H168V10L170 11L171 10V12L172 13H174V12H177V11H179L180 10V7L178 8V6H175V4H174ZM66 3V4H65ZM69 3V4H68ZM86 3H88V4H86ZM60 4V5H59ZM83 4L84 5H90V7L88 6V7H84L83 9L81 8V6H83ZM71 7H70V6ZM73 5L75 6V7H73ZM78 7H77V6ZM81 5V6H80ZM67 6V7H66ZM174 6V7H173ZM60 7H63V8H60ZM77 7V8H76ZM121 7V8H120ZM171 9H170V8ZM40 8H42V9H40ZM120 8V9H119ZM69 9H71V11L70 12H67V11H69ZM78 9H80V10H78ZM88 9V10H87ZM57 11V13H56V11ZM64 10V11H63ZM73 10H78V11H80L82 14H81V17L82 18H80V19H82V24L84 23V24H86V25H80V24H78L77 22V25H75L76 23H74L73 21V24H72V26H71V24H70V22H71V20H73V18H70V21L69 20H67V19H64V17H65V15H70L69 13H72V14H75V11H73ZM91 10V11H90ZM120 10V11H119ZM39 11V12H38ZM95 11H97L96 13H93V12H95ZM100 11V12H99ZM116 11H119V13H122V17H120V19H119V21L114 25V26H110L111 24V21H110V19H111V17L113 16V14L116 12ZM61 12H62V15H60L61 14ZM86 12H88L87 14H86ZM38 13H40V14H38ZM103 13V14H102ZM38 15V18L36 19L35 17H37V15ZM57 14V15H56ZM110 14V15H109ZM133 14V15H132ZM57 16V18H56V16ZM58 15H60V16H58ZM47 16V17H46ZM42 18V19H41ZM44 18V19H43ZM46 18V19H45ZM107 18V19H106ZM201 18H202V16H201ZM57 19V20H56ZM88 19V20H87ZM95 19V22H93V23H91L89 20H91V21H93V20ZM102 19H106V20H102ZM37 20V21H36ZM35 21V22H34ZM89 21V22H88ZM192 20L190 19L188 22H191ZM199 21H200V19H199ZM199 21H197V22H199ZM105 22V23H104ZM70 25H68V24ZM187 23V22H186ZM193 23V22H192ZM190 24V25H185V23L183 24V25H185V26H183V28H188V26H189V28L186 30L185 29V31H184V29H183V31L182 32H186V31H191V30H193V28H197V25L195 24V27H194V24ZM62 24V25H61ZM56 25V26H55ZM59 25V26H58ZM73 25H75V26H73ZM46 26V27H45ZM64 26V27H63ZM116 26V27H115ZM48 27V28H47ZM50 27H51V29H50ZM89 29H88V28ZM114 27V28H113ZM182 27V26H181ZM111 28H113L112 30H111ZM204 28V29H203ZM241 28H245L246 29V27L245 26H240V30H242ZM85 29V30H84ZM88 29V30H87ZM115 29V30H114ZM114 30V31H113ZM202 31V32H207V30H208V28H206V27H202L201 26V28L200 29H198V31ZM203 30H206V31H203ZM108 31H110V32H108ZM194 31H192V33H190V34H194L193 33ZM43 33V34H42ZM74 35H73V34ZM93 33V34H92ZM96 33V34H95ZM109 33H111V34H109ZM124 33H126V34H124ZM72 34V35H71ZM108 34L109 35H111V36H109V37H107L108 36ZM36 35H39V36H36ZM123 35H124V37H123ZM183 35H185V34H183ZM74 36V37H73ZM72 37V38H71ZM36 38L38 39H43L45 42L47 41V43L49 44L48 46H43L42 48H39V49H35L36 51H34V52H31L32 50H34V48H35V41H36ZM58 38V39H57ZM59 38H61V39H63L62 41L61 40H59ZM26 39H27V41H26ZM91 39V40H90ZM183 39H186V37L184 36V38L183 37H181V39L178 41L179 43H182L183 41H185V40H183ZM257 38L256 37H251L250 39H246V43H243V44H247V43H249L253 48H254V52H256L257 51V53L259 54V55H262L263 53H264V48L263 47H260V45H258V41L256 40ZM107 40V41H106ZM29 41V42H28ZM255 41V42H254ZM27 42V43H26ZM55 42V43H54ZM178 42H176V43H178ZM51 43V44H50ZM176 43H174L173 44V46H172V48L173 47H175L174 49H172L171 51H172V54H173V56L174 57H178L179 58V56H180V58H182L181 59V62L183 61V57H184V59L185 58H188L189 59V57H193V55H195V56H198V55H200V54H198L197 55V53H193V51L191 52H188L189 51V49H186V48H190L191 49V47H187V46H184L183 48L182 47H180V48H182V49H184V52H185V49H186V51L190 54V53H192V55H190L189 56V54L188 53H186V55L184 54V52L180 49V48H178L177 46H178V44L176 45ZM29 44L31 45V47L29 46ZM53 44H54V46H53ZM80 45V46H76V45ZM85 44H86V46H85ZM34 45V46H33ZM51 45H52V47H54V48H52V49H50L51 48ZM120 45V46H119ZM28 47V49H26V48ZM30 47V48H29ZM45 47V48H44ZM56 47H58L61 51H57L56 49H58V48H56ZM75 47H77V50L79 51H77V50H75L76 48ZM80 47V48H79ZM33 48V49H32ZM83 48V49H82ZM84 48H86V49H84ZM257 48V49H256ZM71 49H73V50H71ZM26 50H29L28 52H29V56H31V57H29V56H27L26 54H28L27 53V51ZM82 50H84V51H82ZM263 50V51H262ZM57 51V52H56ZM77 51V52H76ZM175 51V52H174ZM181 51V52H180ZM23 52V54L21 55V53ZM26 54H25V53ZM50 52H51V54H50ZM77 53L76 55L75 54H73V53ZM153 52H155V51H151L150 53H149V56H150V54L151 53H153ZM182 52H183V54H182ZM203 54H201V55H206L207 54V52H205V51H201ZM262 52V53H261ZM33 53V54H32ZM35 53V54H34ZM53 53V54H52ZM54 53H56V54H54ZM60 53V54H59ZM71 53V54H70ZM81 53V54H80ZM175 53V54H174ZM235 51H233V53H232V55H229L230 56V58H233V57H235L236 56V54H237V52L235 53ZM257 53H255V54H257ZM261 53V54H260ZM25 54V56H23ZM31 54V55H30ZM102 54V55H101ZM162 54V55H161ZM164 54V55H163ZM188 54V55H187ZM36 55V56H35ZM55 55V56H54ZM75 55V56H74ZM105 55V56H104ZM61 56V57H60ZM97 56H100L101 57V59H99V57L98 58H96ZM104 57V59H103V57ZM160 57H162L160 60H161V64H163V65H165V64H167L166 62H168V61H166L167 60V58H166V56H165V53H160V55H159ZM187 56V57H186ZM189 56V57H188ZM207 56V55H206ZM233 56V57H232ZM165 57V58H164ZM93 58H96L95 60L93 59ZM164 58V59H163ZM178 58H176V59H173L174 61L176 60L177 61V63H179L178 62V60L180 59H178ZM91 59H93L94 61L91 63ZM178 59V60H177ZM54 60V61H53ZM71 62H70V61ZM190 60H192V59H190ZM175 61V62H176ZM188 61L189 60H187V61H185V62H187L186 64L188 65ZM231 61V59H229V62H228V64H230V65H227V68H224V72H223V69L221 68V66L220 65H215V75H214V77L212 78V80L210 81L211 83H213V85L214 86H218V84H219V86L221 85V83H225V82H228V80H232L233 79V76H232V69H233V64L230 62ZM40 62V63H39ZM69 64H68V63ZM189 62H191V61H189ZM48 63V64H47ZM124 62L122 61V63L120 62V65H122ZM201 63H203V64H200L199 66L200 67H203V68H206L207 67V65H205V62H201ZM55 64H56V66H55ZM66 64V65H65ZM173 64H175V63H173ZM182 64H184L183 62L181 63V66H182ZM41 66L42 65V69H41V74L38 76V78H36L35 77V82L33 83V81H34V79H32L30 76H29V80H28V82H26V81H24V76H28L29 74L31 75V73H30V71L32 70L31 68H33V66L36 68V66ZM69 65V66H68ZM172 65V64H171ZM187 65H185V66H187ZM202 65V66H201ZM232 65V66H231ZM51 66V67H50ZM52 66H53V68H52ZM168 66H170V64L168 65ZM167 66V67H168ZM173 66V65H172ZM177 66H179V64H177L176 66H174V67H176L177 68ZM217 66V67H216ZM219 66V67H218ZM228 66H231V68L230 67H228ZM167 67H165V68H163L161 71H163V72H161V73H163V75L162 76H168L167 74H168V72L166 73V71H164V69L166 70V68ZM185 67L183 66V69H184ZM50 69H52V70H50ZM183 69H182V67L180 68V70H178L177 71V69L175 70V69H173V72H174V74H177L179 71V73H181L182 71H183ZM25 70V71H24ZM86 70V69H85ZM185 70H186V68H185ZM60 71V72H59ZM131 71V70H130ZM167 71H169V70H167ZM171 71V70H170ZM176 71H177V73H176ZM226 71V72H225ZM231 71V72H230ZM26 72H28V73H26ZM47 72V73H46ZM133 74V76L131 75V74ZM134 73H135V75H134ZM138 73L140 74V75H138ZM146 73V74H145ZM165 73H166V75H165ZM231 73V74H230ZM43 74V75H42ZM173 73L171 74V76L172 75H174ZM23 75V76H22ZM138 76V79H136L137 78V76ZM22 76V77H21ZM79 76H81V77H79ZM116 76V77H115ZM147 76H149V78H147ZM171 76H168L169 78L171 77ZM179 76L180 75H176L173 79L174 80H177V78H179ZM79 77V78H78ZM111 77V78H110ZM132 77V78H131ZM152 77H155V75L153 74L152 75ZM165 77V78H166ZM232 77V78H231ZM23 78V79H22ZM31 78V79H30ZM87 78V77H86ZM111 79L112 80V78H114V79H118V80H108V79ZM130 78V79H129ZM147 78V79H146ZM230 78V79H229ZM121 79V80H120ZM123 79H124V81H123ZM135 79V80H134ZM22 80V81H21ZM33 80V81H32ZM68 82H67V81ZM106 80V81H105ZM130 80H133V81H131L130 82ZM52 83H51V82ZM110 81V82H109ZM116 81V82H115ZM139 81V80H138ZM168 81V79H166V81H165V83ZM25 82H26V85H25ZM111 83V84H110ZM137 83H139V82H137ZM163 83H164V81H163ZM33 84H34V86H33ZM84 84V85H83ZM114 84V85H113ZM25 85V86H24ZM87 85H88V83H87ZM86 85V86H87ZM102 85H104V86H102ZM106 85V86H107ZM116 85V86H115ZM122 85V84H121ZM127 85H123V86H127ZM111 86V87H112ZM166 86L168 87L169 85H168V83L165 85H163V87H162V90L163 91H161L163 94L165 93V92H169V94L170 95H167V94H165L164 96V99L165 100H167L168 98H169V96L170 97H172L173 96V94H174V92H173V90L172 89H170V91L168 90V88H166ZM207 86H208V83H206L205 85H204V88H201L202 89V92L203 91H205L204 89H206L207 88ZM218 86V87H219ZM39 87V88H38ZM63 87V88H62ZM165 87V88H164ZM206 87V88H205ZM23 88V89H22ZM37 88V89H36ZM48 89L47 90V92H45L46 90H44V89ZM68 88H70V89H68ZM71 88H72V90H71ZM261 88H263V90H262V92H261V90L260 89H258V91L257 92H259V94H261V95H258V93L256 92L255 94V97H256V99H257V96H258V98H259V96H260V98H264V86H262ZM40 89H42V96H41V94H40V92H39V90ZM2 90V91H1ZM117 90V89H116ZM50 91V90H49ZM44 92V93H43ZM160 92V93H161ZM232 92V91H231ZM17 93V94H16ZM51 93V92H50ZM3 94H4V96H3ZM37 94V95H36ZM40 94V95H39ZM48 95V94H47ZM172 95V96H171ZM39 96V97H38ZM73 96V97H72ZM263 96V97H262ZM59 97H62V98H60L59 99ZM40 98V99H39ZM41 98H43L42 100H41ZM207 98V97H206ZM259 98V99H260ZM45 99V100H44ZM68 99V100H67ZM255 99V100H256ZM259 99H257L258 101H260V103H263L264 102V100H259ZM65 100V101H64ZM131 99H129V101H130ZM207 100H209V99H207ZM66 101H68V102H66ZM128 101V102H129ZM262 101V102H261ZM132 102V101H131ZM35 103V104H34ZM51 103V102H50ZM63 103V104H62ZM21 104V105H20ZM24 104V105H23ZM71 104V105H70ZM76 104V105H75ZM131 104V103H130ZM148 104V103H147ZM146 104V105H147ZM18 105V106H17ZM68 107H67V106ZM95 105V106H94ZM24 106V107H23ZM71 106V107H70ZM147 106H149V104L147 105ZM34 107V108H33ZM55 107V108H54ZM119 107H120V109H119ZM119 107H117V110H122V112L124 113L125 112V114H123V119H125V116H127L126 117V119H128V120H136L137 118H135V116H133L134 115V112H136V113H138L139 112V114H141L142 115V113H144L143 115H146L147 114V116H148V119H149V117L151 118L152 117V115L150 114V112H152L151 110V106H150V111L148 112V113H146V111H144V110H147V109H149V108H147V109H143L142 110V108H137V105L134 107V109L136 108L137 110L136 111H134L133 110V107H131V109L133 110V114H128L127 112L129 111L130 112V105L129 106H126V107H122L121 108V106H119ZM78 108H79V104H78ZM143 108H145L144 106H143ZM53 109H54V111H53ZM139 109H141V112H140V110ZM167 109V108H166ZM81 110V111H80ZM105 112H104V111ZM139 110V111H138ZM218 110V111H217ZM214 109V108H210V109H208L207 111H205L206 113H201V115H200V117L202 116L203 118L205 117L206 119H207V116L209 117V118H211V117H213V116H216V115H219L221 112H222V110L221 109ZM221 110V111H220ZM115 111V112H114ZM144 111V112H143ZM163 111H164V109H163ZM162 111V112H163ZM169 111V110H168ZM220 111V112H219ZM101 112H102V114H101ZM162 112H160V114H158V113H155L154 115L158 118V116L160 117L161 116V118L163 119V115H171V113H173V112H170V113H168V114H164V113H162ZM219 112V113H218ZM75 113L77 114L76 116H75ZM117 113V114H116ZM100 114V115H99ZM114 114H115V116H114ZM120 114V113H119ZM102 115V116H101ZM136 115V114H135ZM150 115V116H149ZM199 115V114H198ZM205 115V116H204ZM211 115V116H210ZM63 116V117H62ZM91 116V117H90ZM100 116L102 117V118H100ZM138 116V115H137ZM164 116V117H165ZM264 115H262V118H261V116H259V117H254V118H252V121L250 120V122L251 123H248L247 122V124H248V126L250 125V124H252V122H254V121H257L256 123L254 122L252 125H250L251 127H254V128H257V132H255V134H254V141H255V144H257L258 143V140H259V143L256 145V146H254V148L256 149V150H246V148H245V150L246 151H248V155H256L257 153H260L259 152V150H263V147H259V145L261 146V145H263L264 146V134L262 133V132H260V128H258L259 127V125H260V123L262 124L264 121H262V120H259L258 121V119H264V117H263ZM71 117V118H70ZM110 117V120L112 119ZM144 117V116H143ZM167 117V116H166ZM169 117H171V116H169ZM169 117H168V119H169ZM189 118H188V120H187V123L188 122H190V120L192 119V117H193V119L191 120V123L190 124H187V127L189 128V130H191V128H196V127H198V126H200V125H197L196 123H199V124H202L203 122L202 121H200V122H196L195 120H196V118H195V116H188ZM92 118V119H91ZM135 118V119H134ZM147 118V117H146ZM145 117H144V119H143V123H149V120L148 119H146ZM172 118V117H171ZM56 119V120H55ZM109 119V118H108ZM117 119V118H116ZM119 119V118H118ZM118 119L117 120H114V122L113 123H115V122H118ZM139 119H141V116H139ZM161 119V120H162ZM166 119V118H165ZM255 119V120H254ZM49 120H51V121H49ZM92 120V121H91ZM154 120V119H153ZM158 120H160V118H158ZM201 120H202V118H201ZM53 121V122H52ZM127 121V120H126ZM126 121H124L125 122V124L127 123L128 125L129 124H132V123H128V122H126ZM138 121H140V120H138ZM145 121V122H144ZM163 121H164V119H163ZM167 121V120H166ZM261 121V122H260ZM67 122H70V123H67ZM97 122V121H96ZM100 122V121H99ZM99 122H97V124L99 123ZM133 122H135V121H133ZM141 122V121H140ZM160 122V121H159ZM55 123H56V125H55ZM86 123H87V125H86ZM166 123V122H165ZM171 123V124H170ZM96 124V123H95ZM94 124V125H95ZM112 124V123H111ZM245 124V123H244ZM242 125V127L239 129V126H237L238 127V129H234L233 130V136L232 137H230L228 140H225L224 141V143H222L221 144V146H225L226 145V147L225 148H230L231 150H234V148H235V142L237 141V140H235L236 139V137H237V135L239 134V132H241L242 131V128L244 127V126H246V128H247V124H245V125ZM1 125H3L2 127H1ZM55 125V126H54ZM58 125V126H57ZM73 125V126H72ZM93 125V126H94ZM117 125L119 126V123H115V126L117 127ZM133 125V124H132ZM149 125H150V123H149ZM193 125V126H192ZM22 126V127H21ZM111 126H112V128L114 129V125L112 124V125H110L109 126V129H107V130H110V129H112L111 128ZM127 126V125H126ZM134 126H135V123H134ZM139 126V125H138ZM151 126V127H152ZM194 126H196V127H194ZM258 126V127H257ZM5 127V128H4ZM7 127V128H6ZM56 127V128H55ZM119 127H121V126H119ZM123 127V126H122ZM129 127V126H128ZM146 127H148V125L147 126H145L144 125V128H146ZM1 128H3L2 130H1ZM22 128V129H21ZM58 128V129H57ZM73 128V129H72ZM132 128H133V126H132ZM131 128V129H132ZM150 128V127H149ZM161 128V127H160ZM172 130H171V129ZM248 128H250V127H248ZM21 129V130H20ZM131 129H129V130H131ZM106 130V129H105ZM154 130V131H155ZM166 130V131H165ZM171 130V131H170ZM240 130V131H239ZM245 130V127L243 128V131ZM70 131H72V133L70 132ZM122 131V132H121ZM173 131V132H172ZM237 131V132H236ZM70 132V134H72L70 137H69V142H68V146L65 148V146L63 147V145H62V147L64 148L63 150H61L62 148H61V145H57V144H60L61 142V138H63L64 137V135L65 134H68ZM113 132V133H112ZM15 133V132H14ZM99 133V134H98ZM110 133V134H109ZM117 133V132H116ZM125 133V132H124ZM166 133H167V135H166ZM170 133H172V134H170ZM150 134V135H149ZM161 134H163L162 136H161ZM124 135V134H123ZM258 135V136H257ZM261 135V136H260ZM59 136H61V137H59ZM63 136V137H62ZM98 136V137H97ZM101 136V137H100ZM157 136H159L158 134H157ZM260 136V137H259ZM58 137V138H57ZM103 137H105V138H103ZM124 138V147H120L119 148V157H118V159H116L115 158V160H113V161H111L107 166H106V163L104 162L105 160L103 159V156H107L109 153H111L113 150H117V148L119 147V140L120 139H123ZM167 137V138H166ZM170 139H169V138ZM166 138V139H165ZM232 138V139H231ZM257 140H256V139ZM71 139V140H70ZM92 140V142H91V145H92V143H93V137L91 138ZM169 139V140H168ZM172 139H173V142H172ZM262 139V140H261ZM128 140H129V138H128ZM147 142H146V141ZM164 140V141H163ZM58 141V142H57ZM145 141V142H144ZM156 141V140H155ZM18 139L16 138V136H14V135H8L7 136V138H2V137H0V151H2V149L5 147H13L14 145H17L18 143ZM116 142V143H115ZM118 142V143H117ZM263 142V143H262ZM17 143V144H16ZM56 144V145H55ZM100 144H103L104 145V148H102V146H100ZM115 144V145H114ZM146 144V145H145ZM172 144V145H171ZM224 144V145H223ZM154 145V146H153ZM107 146V147H106ZM111 146V147H110ZM113 146V147H112ZM117 146V147H116ZM148 147L147 149L148 150H150V152L148 151V150H146V147ZM234 146V147H233ZM245 146V145H244ZM3 147V148H2ZM8 147V148H9ZM10 147V148H11ZM115 147H116V149H115ZM128 147V148H127ZM158 147V146H157ZM231 147H233V148H231ZM259 147V148H258ZM4 148V149H5ZM7 148V149H8ZM61 148V149H60ZM99 148H102V149H100L99 150ZM110 148V149H109ZM124 148V149H123ZM222 148V147H221ZM224 148V147H223ZM66 149V150H65ZM113 149V150H112ZM243 149L244 148H242V151L241 152H243V154L245 155L246 154V152L245 151H243ZM258 149V150H257ZM30 151H32V147L29 149ZM34 150V149H33ZM102 150H104V152H102ZM105 150H107L106 152H108V154L107 153H105ZM109 150V151H108ZM112 150V151H111ZM123 150V151H122ZM124 150H126V151H124ZM158 150V149H157ZM175 150V151H174ZM64 151V152H63ZM130 151V152H129ZM156 151V150H155ZM255 151V152H254ZM256 151H257V153H256ZM23 152L24 153H26V155L25 156H27V150L25 151V149L23 150ZM22 152V153H23ZM35 152H37V151H35ZM34 152V153H35ZM96 152H97V154H96ZM100 152H102V154H100ZM124 152V153H123ZM133 152V153H132ZM147 152H149V153H147ZM176 152H178L177 154H174V153H176ZM250 152H252V153H250ZM61 153V154H60ZM74 153V154H73ZM120 153L122 154V155H120ZM152 153V154H151ZM157 153H158V151H157ZM250 153V154H249ZM256 153V154H255ZM13 154V153H12ZM136 154V155H135ZM148 154V155H147ZM35 155H36V153H35ZM39 155V154H38ZM85 155V154H84ZM135 155V157H133ZM60 156H61V158H60ZM137 156V157H136ZM240 156V155H239ZM85 157V156H84ZM100 157H102V158H100ZM125 157V158H124ZM151 157V158H152ZM199 157L201 158V155H199ZM199 157L197 156L196 158H194L193 160H188V161H185L187 164V166H185L184 165V168L186 169V170H192L193 168H194V166L193 165H195V161L196 160H198L199 159ZM55 158V159H54ZM147 158V159H146ZM18 159V160H17ZM22 157H19V156H17L16 154H14V155H11L7 160H5V161H3V162H0V175H2L3 174V172H5V170L7 171V170H9L8 172L9 173H12V172H14V171H16V170H18L19 168V166H17L16 167V169H14L15 167H14V165H20L22 162H24V165L25 164H27V162L29 161V160H25V159H22ZM75 159V158H74ZM74 159H73V161H74ZM42 160V161H41ZM57 160V161H56ZM78 160V159H77ZM77 160H75L74 162H77ZM85 159H83V160H78V161H80V162H77L78 164L80 163L81 165H78L77 163V169H78V171H80V173L81 172H84L85 171V168L87 167H85L84 166V164L82 165V163H85V161H84ZM89 160V159H88ZM145 160V161H144ZM0 161H2V160H0ZM7 161V162H6ZM36 161V160H35ZM34 161V162H35ZM55 161V162H54ZM87 161V160H86ZM101 161H103V163L101 162ZM138 161H141V163L144 161V163H142V165H140L141 167H138ZM82 162V163H81ZM89 162V161H88ZM101 162V163H100ZM124 162V163H123ZM191 162V163H190ZM2 163V164H1ZM99 163H100V166H99ZM118 163V164H117ZM133 163V164H132ZM240 163V161L238 160L235 164H239ZM12 166H11V165ZM258 164V165H257ZM259 164H261V165H259ZM73 165V164H72ZM86 165H90V164H87V162H86ZM105 165V166H104ZM119 165V166H118ZM191 165H192V167H191ZM253 165V166H252ZM264 165V163H261V162H256V164L255 163H252L250 166H249V168L250 169H258V167L259 168H261L262 166ZM10 166V167H9ZM74 166H75V164H74ZM82 166H84L85 168H81ZM94 166V167H95ZM97 166H98V168H97ZM190 166V167H189ZM7 167H9V169L7 168ZM105 167V168H104ZM133 167H135V168H133ZM234 167V166H233ZM22 168V167H21ZM29 168V169H28ZM72 168H73V166H72ZM74 168H76V167H74ZM89 168V167H88ZM109 168H111V169H109ZM117 168V169H116ZM119 168V169H118ZM177 168H179V167H176V168H174V169H172L171 171H175V169H177ZM28 169V170H27ZM80 169H82V170H80ZM108 169V170H107ZM19 170H21V169H19ZM94 170V169H93ZM105 170H107V172L105 171ZM30 171V172H29ZM75 171V170H74ZM73 171V172H74ZM78 171H76V172H74L75 174H78ZM89 171V170H88ZM131 171V172H130ZM7 172V173H8ZM72 172V173H73ZM92 172H94V171H92ZM109 172V173H108ZM131 174H130V173ZM8 173V174H9ZM87 173H85V175H87ZM104 173H105V175H104ZM108 173V174H107ZM115 173V174H114ZM127 174V175H126ZM144 174V175H143ZM29 175V176H28ZM84 175V174H83ZM121 175V176H120ZM126 175V176H125ZM70 177H71V179L73 180V178H77L78 176H76V175H74V177H72L71 175H69ZM130 176H131V179H129V181L128 182H130V180H131V182L130 183H128L127 182V178H130ZM133 176V177H132ZM28 177H29V179H28ZM66 177V180L64 179ZM103 177H107V178H103ZM116 177V178H115ZM127 177V178H126ZM80 178V177H79ZM132 178H133V180H132ZM74 179V180H75ZM83 179V178H82ZM141 179V180H140ZM232 179H233V173L232 172H228L227 174H225V176H224V178H223V181H225L228 185L230 184V186H231V188H233V189H235L236 187H237V183L235 182V183H232L231 181H232ZM76 180H78V179H76ZM79 180H81V178L79 179ZM90 180H92L91 182H93V184H91V182H90ZM100 180V179H99ZM122 180V181H121ZM140 180V181H139ZM25 181V180H24ZM67 181V182H66ZM84 181V180H83ZM109 181V182H108ZM115 181V182H114ZM63 182V183H62ZM74 182V181H73ZM76 182V181H75ZM97 182V183H96ZM105 182L107 183V185L105 184ZM119 182H121V184L119 183ZM123 182V183H122ZM125 182H127V183H125ZM139 182H140V184H139ZM1 184H3V182L1 181L0 182ZM62 183V184H61ZM79 183V182H78ZM77 183V184H78ZM73 185H72V187L74 186V183H72ZM86 184V185H87ZM96 184V185H95ZM120 184V185H119ZM130 185V186H127V185ZM235 184V185H234ZM61 185V188H59V186ZM71 185V184H70ZM81 185V184H80ZM85 185V186H86ZM106 185V186H105ZM140 185V186H139ZM30 186V187H29ZM97 186V187H96ZM137 186H139V187H137ZM3 185H0V200H3L4 198H3V196H4V192H2V191H4L3 190ZM35 187V188H34ZM76 187L77 188H80V186H79V184L78 185H76ZM106 187V189L108 188V190H105L104 188ZM133 187V188H132ZM70 188V187H69ZM75 188V187H74ZM82 188L84 189V184L81 186V189L80 190H82ZM5 189V188H4ZM35 189V190H34ZM88 189V188H87ZM93 189H95L94 191H93ZM101 189H104L105 191H106V193L105 194H107V195H105V196H102V195H100V193H101ZM123 189V190H122ZM129 189V190H128ZM131 189V190H130ZM45 190V191H44ZM69 190V189H68ZM73 190V189H72ZM124 190H127V191H124ZM63 191H64V189H63ZM86 191V190H85ZM98 191V192H97ZM143 191V193H141ZM145 191V192H144ZM179 191V192H178ZM181 191L182 190H180L179 188H177V190L176 189H172L170 192H168V195H167V193H166V196L168 197L167 198V200H165V203H164V208L165 209H171V210H174L175 209V207H176V205L175 204H173V203H176L175 201V198H176V195L178 196V195H180L181 194ZM2 192V193H1ZM23 192V191H22ZM35 192V193H34ZM43 192H45V193H43ZM65 192V191H64ZM78 192V191H77ZM24 193V192H23ZM72 193V192H71ZM70 193V194H71ZM76 193V192H75ZM80 193V194H79ZM79 195L81 196V191H79ZM104 193V192H103ZM109 193H111V195L110 196H108L109 195ZM132 193V194H131ZM3 194V195H2ZM69 194V193H68ZM74 194V193H73ZM84 194V193H83ZM96 194H98V196L96 195ZM126 194V195H125ZM134 194V195H133ZM173 194V195H172ZM113 195V196H112ZM2 196V197H1ZM39 198H38V197ZM69 196H71V195H69ZM103 198V200H107L108 199V201H107V203H105V204H107V205H104L103 203H101V202H105V201H103V200H100V198L101 197ZM35 197V198H34ZM41 197H42V199H41ZM76 197V196H75ZM82 197V196H81ZM95 197H96V199H95ZM106 197H108L107 199H106ZM111 197V198H110ZM128 197V198H127ZM174 197V198H173ZM28 198H30V199H28ZM32 198H33V200H32ZM85 198V197H84ZM114 198V199H113ZM15 199H16V197H15ZM14 199V202H16V200ZM23 199V198H22ZM35 199V200H34ZM39 199L40 201L41 200H43V202H40L42 205H40V207H39V209H40V211H38V213H37V217H35V222H34V224H33V228H32V230L30 231V232H28L26 229H25V222H26V220H27V216L29 215V212H31V207L34 205V203L37 201V200ZM67 199H70V200H67ZM169 199V200H168ZM171 199V200H170ZM31 201V202H29V201ZM74 200V201H73ZM100 200V201H99ZM110 200H112V202L110 201ZM22 201V200H21ZM55 201V202H54ZM62 201V202H61ZM69 201V202H68ZM88 201H89V199H88ZM124 201V202H123ZM170 201V202H169ZM236 201V199L235 198H228L227 200H225L224 202H222V204H221V208L222 209H224V211H226L225 212V214H227L228 216H230V217H233V216H236L237 214H239L238 212H239V210H237V209H235L234 207H235V202ZM59 202V203H58ZM79 202V201H78ZM99 202V203H98ZM132 202V203H131ZM234 202V203H233ZM2 203V202H1ZM28 203V204H27ZM55 204L56 203V206H52V204ZM57 203H58V205H57ZM69 203V204H68ZM81 203V204H82ZM130 203V204H129ZM135 203H136V205H135ZM155 203V204H154ZM170 203V204H169ZM30 204V205H29ZM99 204H101L100 206H99ZM169 204V205H168ZM232 204V205H231ZM166 205H167V207H166ZM68 206H66L65 205V207H68ZM105 206H110L109 208L107 207H105ZM54 207H56V213H54L53 215H51L52 213H51V209L52 208H54ZM157 207H159V208H157ZM173 207V208H172ZM12 208V209H13ZM22 208H21V210H22ZM33 208V207H32ZM62 208H61V210H62ZM76 208H78L79 209V212L80 213H82L81 215H77V210H76V212H74L75 210L74 209H76ZM135 208V209H134ZM151 208H152V210H151ZM15 209V208H14ZM13 209V210H14ZM55 209V208H54ZM59 209H60V207H59ZM65 209V208H64ZM104 209H106V211H107V209H108V211L107 212H104L105 210ZM127 209H128V211H127ZM130 209H131V211H130ZM133 209V210H132ZM155 209H156V211H155ZM161 209V210H160ZM11 210V209H10ZM149 210V211H148ZM169 210H168V212H169ZM171 210H170V212H171ZM15 211V210H14ZM29 211V212H28ZM52 211H54L53 209H52ZM59 211V210H58ZM63 211V210H62ZM61 211V212H62ZM161 211V212H160ZM9 212V211H8ZM65 212V211H64ZM67 212H69V213H67ZM105 214H104V213ZM124 212V213H125ZM10 213H12V211L10 212ZM28 213V214H27ZM116 213V214H115ZM126 213L125 214H123V216H122V218H123V220H125V221H127L128 220V216H126ZM149 213H151V215L149 214ZM155 213H156V215H155ZM19 214V213H18ZM27 214V215H26ZM76 214V216L74 217L73 215H75ZM128 214V213H127ZM1 216H2V214H0ZM8 215V214H7ZM6 215V216H7ZM51 215V216H50ZM85 215V216H84ZM105 215V216H104ZM232 215V216H231ZM77 216H79L78 218H77ZM108 216V217H107ZM118 216V217H117ZM152 217V219H150L151 217ZM81 217V218H80ZM86 217V218H85ZM154 217V218H153ZM23 219V218H25V219H23V220H20V219ZM73 218H76V222H75V219H73ZM84 218V219H83ZM111 218V219H110ZM156 218V219H155ZM14 220V221H13ZM24 220H25V222H24ZM73 220V221H72ZM149 220V221H148ZM153 220V221H152ZM22 221V222H21ZM71 221V223H72V225H74V226H71V223H69L68 224V222H70ZM78 221V222H77ZM132 220H128V224H129V227H131L132 226V222H131ZM150 221L151 222H153V223H150ZM1 222V221H0ZM14 222H17V223H14ZM131 222V223H130ZM74 223H76V224H74ZM109 223V224H108ZM1 224V223H0ZM16 224H19V226L18 225H16ZM24 224V225H23ZM61 224V223H60ZM63 224V223H62ZM61 224V225H62ZM108 224V225H107ZM131 224V225H130ZM2 225V224H1ZM15 225L16 226H18V227H16L15 228ZM21 225V226H20ZM46 225L48 226V224L46 223ZM64 225V224H63ZM62 225V226H63ZM113 225V226H112ZM3 226V225H2ZM24 226V227H23ZM46 226V227H47ZM60 226V225H59ZM61 226V227H62ZM66 225H64V227H65ZM68 226V227H69ZM20 227V229H25V234L23 233V232H21V230L19 229L18 230V228ZM22 227V228H21ZM61 227H60V229H61ZM58 228V227H57ZM67 228V227H66ZM111 228V229H110ZM57 230V231H59V233H61V230H63V229H61V230ZM94 231V236L92 235V230ZM131 229V228H130ZM130 229H128L127 230V232H126V237L122 240L123 242L122 243H124V241L126 242V241H129V240H131L133 237L131 236V234L133 233L134 234V232H135V230H133V231H131ZM17 230V231H16ZM88 230V231H87ZM20 231V232H19ZM43 231V232H42ZM40 232H42V233H40ZM49 232V233H48ZM47 232V234H45V236H49V234H50V231H48ZM82 232V233H81ZM103 232V233H102ZM104 232L106 233V235L107 236H109V238L108 237H106L105 236V234H104ZM58 233V232H57ZM58 233V234H59ZM77 233H79V235H77ZM91 233V235H90V237L91 238H93V239H89V237L87 236H85L86 234L87 235H89ZM103 235H102V234ZM56 234V233H55ZM130 234V235H129ZM18 235V236H17ZM25 235H26V238H25ZM129 235V236H128ZM20 236V237H19ZM23 236V237H22ZM39 236V237H38ZM54 236V235H53ZM83 236H84V238H83ZM104 237L103 239H104V241H102L103 239H102V237ZM134 236V235H133ZM42 237V236H41ZM56 236H54V239L56 240V238H55ZM76 237V238H75ZM101 237V238H100ZM129 237V238H128ZM132 237V238H131ZM23 238V239H22ZM69 238V239H68ZM73 238H75V239H73ZM26 240V242H25V240L23 241L24 243L21 245V240ZM60 240V239H59ZM100 240L103 242H101V244H102V246L100 245ZM17 241V242H16ZM58 241V240H57ZM60 241H62V240H60ZM64 241H66V242H64ZM87 241V242H86ZM98 242V243H97ZM55 244H57L56 243V241L54 242ZM97 243V244H96ZM67 244V245H66ZM84 244V245H83ZM104 244V245H103ZM7 245V246H6ZM59 245H62L61 243L59 244L58 243V245H56V246H59ZM55 246V245H54ZM62 246V247H63ZM86 246V247H85ZM95 246L96 247H98L99 248V250L98 249H94L95 248ZM207 246L209 247H212V245H210V244H207ZM261 246L263 247V245L261 244ZM261 246H259L258 247V249H261L262 247ZM51 247H53V246H51ZM63 247V248H64ZM1 248V249H2ZM91 248V249H90ZM112 248H113V250H112ZM131 248V251L130 252H133V246L132 247H130ZM143 247H141V245H140V250L138 251V253H137V256H136V253L134 252V253H131V254H134V255H132V258L135 260V258H137V257H139V256H144L145 255V253L146 252H143L141 249H142ZM1 249H0V251H1ZM53 249V248H52ZM57 249V248H56ZM71 249V250H72ZM96 250V251H94V250ZM66 250H67V248H66ZM81 250V249H80ZM87 250H88V252H87ZM91 250H93V251H91ZM98 250V251H97ZM2 252V251H1ZM40 252V251H39ZM52 254V256L49 258L48 257V259L46 260L45 259V264L47 263V264H52V262H53V264H57V257L56 256H53V255H56L57 254V252L56 251H54V252H52V251H50ZM49 252V253H50ZM78 252V251H77ZM80 252V251H79ZM82 252V251H81ZM95 252H97V253H95ZM140 252V253H139ZM38 253V252H37ZM85 253L83 252L82 254H81V256H77L76 255V257H75V261H77L76 259H78V262H79V258H88V256L90 257V255H87V257H86V255H85ZM100 253H104V254H101V256H100ZM41 254H43V253H41ZM113 254V255H112ZM47 255V254H46ZM78 255H79V253H78ZM13 256V257H12ZM39 256V255H38ZM49 256V255H48ZM116 256L115 257H109L110 259L112 258H114V259H116ZM136 256V257H135ZM11 258V259H10ZM43 257H40V259H42ZM31 259V260H30ZM35 259H34V261L33 262H35ZM101 259V260H102ZM107 259V258H106ZM37 260V259H36ZM51 260V261H50ZM55 260V261H54ZM90 260V258H88V261ZM105 259H103L102 261H101V263L104 261ZM108 260V259H107ZM84 261H86V260H84ZM83 261V262H84ZM88 261H86V262H84L85 264H88L89 262ZM100 261V260H99ZM42 262H44V260L42 259ZM41 262V263H42ZM88 262V263H87ZM101 263H97V264H101ZM104 263V262H103ZM102 263V264H103ZM32 264V263H31ZM43 264V263H42ZM75 264V263H74ZM79 264H83L82 263V260H80V262H79ZM90 264H92L91 262H90Z\"/></svg>",
    "mask_w": 264,
    "mask_h": 264
}]
</instances>
